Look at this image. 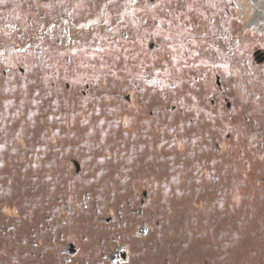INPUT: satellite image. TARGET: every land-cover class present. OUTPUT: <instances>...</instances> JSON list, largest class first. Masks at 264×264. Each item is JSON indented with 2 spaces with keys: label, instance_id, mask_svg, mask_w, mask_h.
Segmentation results:
<instances>
[{
  "label": "rangeland",
  "instance_id": "rangeland-1",
  "mask_svg": "<svg viewBox=\"0 0 264 264\" xmlns=\"http://www.w3.org/2000/svg\"><path fill=\"white\" fill-rule=\"evenodd\" d=\"M262 55L264 0H5L0 264H264Z\"/></svg>",
  "mask_w": 264,
  "mask_h": 264
},
{
  "label": "snow or ice",
  "instance_id": "snow-or-ice-1",
  "mask_svg": "<svg viewBox=\"0 0 264 264\" xmlns=\"http://www.w3.org/2000/svg\"><path fill=\"white\" fill-rule=\"evenodd\" d=\"M5 0H0V4L4 3ZM133 2H135V0H133ZM94 23V22H93ZM81 27H86V25H81Z\"/></svg>",
  "mask_w": 264,
  "mask_h": 264
},
{
  "label": "water",
  "instance_id": "water-1",
  "mask_svg": "<svg viewBox=\"0 0 264 264\" xmlns=\"http://www.w3.org/2000/svg\"><path fill=\"white\" fill-rule=\"evenodd\" d=\"M260 60H264V56L263 55L260 57Z\"/></svg>",
  "mask_w": 264,
  "mask_h": 264
}]
</instances>
